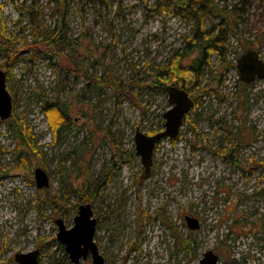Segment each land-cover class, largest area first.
<instances>
[{
	"label": "rangeland",
	"instance_id": "rangeland-1",
	"mask_svg": "<svg viewBox=\"0 0 264 264\" xmlns=\"http://www.w3.org/2000/svg\"><path fill=\"white\" fill-rule=\"evenodd\" d=\"M158 2L69 0L68 39L82 47L80 72L63 79L55 60L25 48L35 30L54 29L61 4L0 0V65L9 63L3 71L13 98L12 118L0 121V264H17L15 254L34 250L42 264H72L56 221L74 227L82 196L90 198L106 264H198L207 251L221 262L264 264V79L247 85L236 68L248 49L264 61V0H213L226 7L236 35L224 62L212 56L200 84L187 82L195 107L178 138L158 143L152 174L141 179L136 130L163 131L170 109L167 95L145 88L153 79L149 64L168 62L193 30ZM63 56L69 66L71 55ZM196 57L181 63L191 66ZM41 93L72 106L73 127L59 139ZM14 119L32 129L35 151L12 136ZM37 168L49 175V187H37ZM187 216L201 228L190 230ZM178 239H190L189 252Z\"/></svg>",
	"mask_w": 264,
	"mask_h": 264
},
{
	"label": "trees",
	"instance_id": "trees-1",
	"mask_svg": "<svg viewBox=\"0 0 264 264\" xmlns=\"http://www.w3.org/2000/svg\"><path fill=\"white\" fill-rule=\"evenodd\" d=\"M63 7L60 11V17L56 19L54 29H43L37 33L31 43L25 44V48L30 50L32 57L42 56L48 59L52 66H60L65 73L63 79H68L71 73H79V60L81 56V44L79 39H68L67 29V15L69 0H56ZM91 1V0H90ZM247 0H242L245 3ZM158 6L163 10L173 6L177 15L181 16L186 22H193L192 35L184 36V47L177 50L173 57H171L166 66V63L158 65H151L149 67L153 70V79L145 86L149 90H159L167 95L166 88L169 85L186 90L188 93L191 89L187 87V82L194 80L196 85L200 84L199 80L202 78L205 70L210 66V59L216 55L220 61L224 62L226 57V45L229 43L231 37L236 33L233 31L232 23L226 22L224 14L226 7H219L213 4V0H159ZM233 13V10L230 11ZM216 19L217 23H210L207 25L206 19ZM1 50V49H0ZM86 50L90 56L93 55L91 48L88 46ZM5 51H7L5 49ZM67 51L71 55L69 66L61 64L64 59L63 52ZM197 53V57L191 66L182 65L181 61L191 53ZM10 61L15 60V57H9L7 53L4 54ZM18 55V54H17ZM9 63L0 65L2 70L6 69ZM98 83H104L102 78H97ZM219 82V81H218ZM11 92V91H10ZM211 91H205L209 94ZM41 95L42 111L46 115L50 128L52 129L55 139H59L62 134L73 127L71 113H73L72 106L62 103L54 98H49L43 93ZM78 105L80 104L77 96ZM195 107V106H194ZM187 116V115H186ZM185 118L187 119V117ZM184 118V119H185ZM185 123V122H184ZM12 136L15 137L22 148H29L35 151L33 145V131L22 120L14 119L9 125ZM150 134V133H147ZM86 194V192H85ZM90 198L82 196L81 202L88 203ZM162 220L171 225L167 221L166 214L162 216ZM173 229V227H170ZM182 251L189 252L191 247L190 239H178Z\"/></svg>",
	"mask_w": 264,
	"mask_h": 264
},
{
	"label": "water",
	"instance_id": "water-1",
	"mask_svg": "<svg viewBox=\"0 0 264 264\" xmlns=\"http://www.w3.org/2000/svg\"><path fill=\"white\" fill-rule=\"evenodd\" d=\"M251 53L246 54L238 61V67L242 79L250 82L255 76L264 78V65L260 67L252 66ZM245 74L251 78H245ZM170 109L164 113V130L154 135H147L138 128L134 137L136 155L141 158L143 174L141 179H148L152 174L153 159L158 143L164 139H176L180 135L184 125V118L194 108V100L190 94L175 86L169 85L166 88ZM13 115V98L7 87V74L0 68V121L6 122ZM36 185L39 189L47 188L50 185V177L45 170L37 168L34 171ZM190 230L196 231L201 228L198 219L187 216L185 218ZM74 227L68 229L62 219H58L56 224L59 227L57 239L65 247L72 264H80L89 258L92 264H106L104 256L99 250L95 241L97 232V218L90 203L80 205L78 214L74 218ZM39 250L28 253H17L14 258L17 264H42L40 262ZM198 264H230L221 262L218 255L213 251H207L199 260Z\"/></svg>",
	"mask_w": 264,
	"mask_h": 264
},
{
	"label": "flooded vegetation",
	"instance_id": "flooded-vegetation-1",
	"mask_svg": "<svg viewBox=\"0 0 264 264\" xmlns=\"http://www.w3.org/2000/svg\"><path fill=\"white\" fill-rule=\"evenodd\" d=\"M248 53H251V59H248L249 61V64L251 63V60L253 61L251 64L252 66H255V67H260L261 64L264 65V61L260 58V56L258 55V53L255 51V50H245L244 53L240 56V58L238 59V61L243 57L245 56L246 54ZM238 61H237V70H238V73H239V78L242 82H244L245 84L249 85V84H252V83H256L257 81L259 80H262V78H259L258 76H255L254 79H252L250 82H247L245 79H242V76H241V73H240V69L238 67ZM248 78H251L249 75L247 76V74H245V78L247 79ZM264 79V78H263ZM195 106V105H194ZM185 122V120H184ZM41 262V261H40Z\"/></svg>",
	"mask_w": 264,
	"mask_h": 264
}]
</instances>
